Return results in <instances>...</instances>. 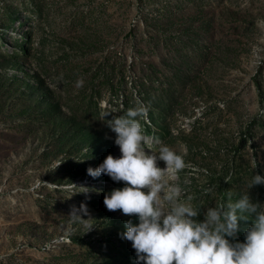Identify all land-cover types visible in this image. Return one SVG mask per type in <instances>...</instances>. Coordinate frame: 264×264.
Wrapping results in <instances>:
<instances>
[{
  "label": "rangeland",
  "instance_id": "1",
  "mask_svg": "<svg viewBox=\"0 0 264 264\" xmlns=\"http://www.w3.org/2000/svg\"><path fill=\"white\" fill-rule=\"evenodd\" d=\"M137 105L145 149L183 156L162 177L181 200L264 201L247 189L264 174V0H0V264H137L129 215L102 202L126 182L86 172L120 154L104 120Z\"/></svg>",
  "mask_w": 264,
  "mask_h": 264
},
{
  "label": "clouds",
  "instance_id": "2",
  "mask_svg": "<svg viewBox=\"0 0 264 264\" xmlns=\"http://www.w3.org/2000/svg\"><path fill=\"white\" fill-rule=\"evenodd\" d=\"M75 83L79 87L83 81ZM109 113L101 112V119ZM145 113L146 108L137 105L105 119L120 154H105L94 168H86L92 177L103 173L113 181L126 182L105 191L102 202L108 210L129 215L118 235L130 241L137 264H264V201L245 190L235 200L228 193L227 199L200 212L181 200L182 189L162 177L182 169L183 156L159 138H154L155 151L145 149L147 138L139 119ZM254 185L264 186V174L252 173L247 189ZM79 212L87 214L83 203ZM69 215L81 218L75 207ZM238 220L249 221L242 229V240L235 238Z\"/></svg>",
  "mask_w": 264,
  "mask_h": 264
},
{
  "label": "trees",
  "instance_id": "3",
  "mask_svg": "<svg viewBox=\"0 0 264 264\" xmlns=\"http://www.w3.org/2000/svg\"><path fill=\"white\" fill-rule=\"evenodd\" d=\"M252 125V122H250L247 127L246 130L241 134L240 139L235 147L236 150L240 149L241 147H243L246 143V136L249 135V127Z\"/></svg>",
  "mask_w": 264,
  "mask_h": 264
}]
</instances>
